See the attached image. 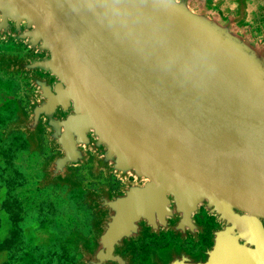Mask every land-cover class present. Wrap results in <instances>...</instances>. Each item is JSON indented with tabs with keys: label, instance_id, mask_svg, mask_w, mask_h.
I'll return each mask as SVG.
<instances>
[{
	"label": "water",
	"instance_id": "obj_1",
	"mask_svg": "<svg viewBox=\"0 0 264 264\" xmlns=\"http://www.w3.org/2000/svg\"><path fill=\"white\" fill-rule=\"evenodd\" d=\"M243 18L241 2L222 19L205 0H0V40L31 53L1 68L34 90L9 129L56 152L41 187L77 186L89 161L122 183L85 195L99 220L71 237L80 263L134 264L146 231L196 243L203 209L210 246L151 264H264V45Z\"/></svg>",
	"mask_w": 264,
	"mask_h": 264
},
{
	"label": "rangeland",
	"instance_id": "obj_2",
	"mask_svg": "<svg viewBox=\"0 0 264 264\" xmlns=\"http://www.w3.org/2000/svg\"><path fill=\"white\" fill-rule=\"evenodd\" d=\"M23 53L22 47L0 40V58H17ZM13 85L9 87L13 86L14 92L21 91L17 82ZM1 136L0 133V264H82L71 240L75 230L69 229L76 225L81 208L74 213L76 217L73 214V221L67 218L66 203L59 206L45 192L49 185L41 187L45 159L25 149L19 135L11 134L4 140ZM156 239L146 235L136 243L137 262L151 264L149 251Z\"/></svg>",
	"mask_w": 264,
	"mask_h": 264
},
{
	"label": "crops",
	"instance_id": "obj_3",
	"mask_svg": "<svg viewBox=\"0 0 264 264\" xmlns=\"http://www.w3.org/2000/svg\"><path fill=\"white\" fill-rule=\"evenodd\" d=\"M239 2L243 6L244 18L238 27L247 29L250 36L257 43L264 45V0H205L206 6L220 15L222 19H227L230 15L237 14ZM7 43L10 42L7 41ZM12 44L16 45L14 42ZM25 79L28 80L27 76L18 71H10L3 68L0 71V133L2 134V140L11 134L19 135L25 143V149L26 147L30 149L31 144L24 133L9 129L17 121L19 110H27L29 98L34 93V90L29 89V83L26 84ZM15 82H17L19 89L21 87V91L14 92L13 84ZM22 83L25 85H22ZM10 84L13 86L9 87ZM21 151L25 150L23 149ZM34 152H37L39 156L43 157L45 159L44 161L56 154L55 151L50 149L44 136L42 137L41 149ZM74 176L78 182L77 186L69 187L66 184L56 183L46 187L45 189L47 191L45 192H48L59 206H63L64 202L66 203L64 212L67 218L69 216L71 221H73V214L77 212L79 207L81 208V214L76 220V225H70L69 229L70 231L75 230L73 233L91 240L97 234V231L93 228V224L99 219L93 215L91 207L84 202V197L88 192L98 193L102 187V183L103 186L108 187L107 184L110 177H107L103 172L95 175L91 161L85 165L75 167ZM113 192H117V190ZM144 236L143 234V237L138 239V241H133L128 245L122 254L126 255L130 253L133 261V254H136L138 250L133 246H136L137 242L142 241Z\"/></svg>",
	"mask_w": 264,
	"mask_h": 264
},
{
	"label": "flooded vegetation",
	"instance_id": "obj_4",
	"mask_svg": "<svg viewBox=\"0 0 264 264\" xmlns=\"http://www.w3.org/2000/svg\"><path fill=\"white\" fill-rule=\"evenodd\" d=\"M9 42L13 43L11 40ZM18 46V45H17ZM19 47L23 48V55L16 56L18 59L25 60L26 58L31 56L30 51H28L23 45H19ZM37 56V55H35ZM109 182L107 184L108 187L111 188L112 191H118L121 187L122 183L117 181L116 177L113 175L109 176ZM103 186V183L101 184ZM195 221L198 225L203 227V232H199V240L195 243L193 239L187 238L185 240H181L180 238L173 237V234L171 232L166 233H160L159 236H156L154 234L150 235L146 232H144V235L154 236L156 237L157 243L152 245L150 251H149V260L154 258H159L163 261L166 260V254L172 250L180 251L184 250L188 254L192 256H197L202 249L205 247L210 246V239H211V231L214 229H219L217 224L215 223V220L213 217L208 216L203 209L200 210V212L195 215ZM144 236V238H145ZM143 238V239H144ZM140 242V241H139ZM133 245V244H132ZM136 248V246H133ZM132 248V247H131ZM137 253L133 254V263H137ZM141 260V259H140Z\"/></svg>",
	"mask_w": 264,
	"mask_h": 264
},
{
	"label": "built area",
	"instance_id": "obj_5",
	"mask_svg": "<svg viewBox=\"0 0 264 264\" xmlns=\"http://www.w3.org/2000/svg\"><path fill=\"white\" fill-rule=\"evenodd\" d=\"M28 50V49H27ZM29 51V50H28Z\"/></svg>",
	"mask_w": 264,
	"mask_h": 264
}]
</instances>
